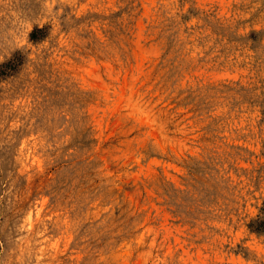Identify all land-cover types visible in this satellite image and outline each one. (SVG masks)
I'll return each instance as SVG.
<instances>
[{"label":"rangeland","instance_id":"1","mask_svg":"<svg viewBox=\"0 0 264 264\" xmlns=\"http://www.w3.org/2000/svg\"><path fill=\"white\" fill-rule=\"evenodd\" d=\"M0 264H264V0H0Z\"/></svg>","mask_w":264,"mask_h":264}]
</instances>
